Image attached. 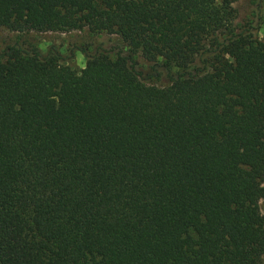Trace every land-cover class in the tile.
Instances as JSON below:
<instances>
[{"label":"trees","instance_id":"trees-1","mask_svg":"<svg viewBox=\"0 0 264 264\" xmlns=\"http://www.w3.org/2000/svg\"><path fill=\"white\" fill-rule=\"evenodd\" d=\"M236 0H0V264H261L264 42Z\"/></svg>","mask_w":264,"mask_h":264},{"label":"rangeland","instance_id":"rangeland-1","mask_svg":"<svg viewBox=\"0 0 264 264\" xmlns=\"http://www.w3.org/2000/svg\"><path fill=\"white\" fill-rule=\"evenodd\" d=\"M232 6L236 12V22L249 23L253 38L259 42H264V0H236ZM91 42H103L106 45V38H92L77 31L16 33L0 29V52L6 46L14 43L22 45L31 43L37 46L41 52H45L47 48L54 46L64 59L62 63L74 70L82 69L85 64V59L75 48ZM260 209L262 212L264 211V202H260ZM261 264H264V254L261 258Z\"/></svg>","mask_w":264,"mask_h":264}]
</instances>
